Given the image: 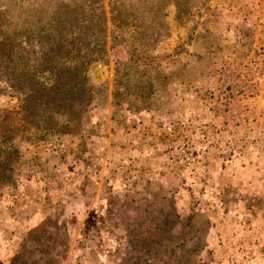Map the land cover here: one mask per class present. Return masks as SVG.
<instances>
[{
  "label": "rangeland",
  "instance_id": "1",
  "mask_svg": "<svg viewBox=\"0 0 264 264\" xmlns=\"http://www.w3.org/2000/svg\"><path fill=\"white\" fill-rule=\"evenodd\" d=\"M84 8L95 100L7 159L0 264H264V0H0V43Z\"/></svg>",
  "mask_w": 264,
  "mask_h": 264
},
{
  "label": "trees",
  "instance_id": "2",
  "mask_svg": "<svg viewBox=\"0 0 264 264\" xmlns=\"http://www.w3.org/2000/svg\"><path fill=\"white\" fill-rule=\"evenodd\" d=\"M103 15L96 23L91 10L80 9L27 31L25 41L0 43V95L17 101L18 114L29 127L24 131L11 127L8 120L1 122L0 180H8L12 172L7 159L18 152L19 145L32 140L28 130L34 129L36 140L49 143V138L69 132L91 107L95 90L88 69L107 54ZM114 85L119 103L124 97V61L115 63Z\"/></svg>",
  "mask_w": 264,
  "mask_h": 264
}]
</instances>
